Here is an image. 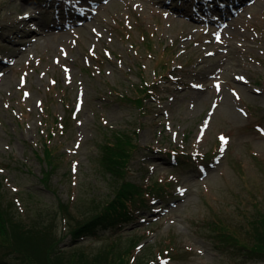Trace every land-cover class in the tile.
I'll list each match as a JSON object with an SVG mask.
<instances>
[{
	"label": "rangeland",
	"instance_id": "obj_1",
	"mask_svg": "<svg viewBox=\"0 0 264 264\" xmlns=\"http://www.w3.org/2000/svg\"><path fill=\"white\" fill-rule=\"evenodd\" d=\"M233 1L0 0V184L12 208L25 216L39 202L77 209L105 197L99 148L113 131H135L149 150L130 180L172 186L123 229L124 245L140 237L134 257L168 247L161 264H264L223 246L207 224L246 225L264 210V0ZM141 79L155 91L146 114L123 97ZM50 133L59 167L46 190L39 157ZM172 149L186 155L183 167L169 164ZM105 240L66 237L61 248L92 252Z\"/></svg>",
	"mask_w": 264,
	"mask_h": 264
},
{
	"label": "trees",
	"instance_id": "obj_2",
	"mask_svg": "<svg viewBox=\"0 0 264 264\" xmlns=\"http://www.w3.org/2000/svg\"><path fill=\"white\" fill-rule=\"evenodd\" d=\"M168 53L165 48L163 54L167 56ZM162 68L163 72L168 71L169 65L163 63ZM165 74L156 72L161 79L170 76ZM159 80L156 78L153 84ZM134 91V97H123L141 113H148L146 106L155 96L154 86L141 79ZM66 119L64 120L68 122V118ZM66 122L61 123L62 128H67ZM136 134L135 131L116 130L110 137L107 136L99 150L104 173H109L111 177L110 193L105 197L89 194L77 209L73 204L63 203L61 200L57 206L39 202L34 208H25L24 216L19 210L12 208L15 207L14 201L2 194L0 184V254L4 256L3 259L9 257L15 261L5 264H160L162 261L171 260L168 247L154 253L151 260L134 257L135 248L140 242L137 234H132L127 244L122 243L125 237L123 229L139 222L142 219L141 212L152 210L153 206L148 204L149 198L153 202L171 196L166 191L172 186L168 177L150 184H136L130 180L133 160L142 150H149L141 147L135 139ZM52 135L50 133L44 141V156H38L47 166L46 170L43 169L44 175L41 178L46 190H50L51 174L59 167L57 156L49 144ZM165 156L169 164L182 167L185 165L186 155L176 149L165 152ZM191 158L198 159L192 155ZM251 214L247 218V226L241 224L233 228L231 223L219 216L207 224L215 233V239H219L223 246H233L250 257L264 258V210L256 206ZM66 237H70L72 245L90 237H104L106 240L97 251L89 252L81 247L62 249L61 245ZM148 250L153 253L151 248ZM4 262L0 261V264Z\"/></svg>",
	"mask_w": 264,
	"mask_h": 264
},
{
	"label": "snow or ice",
	"instance_id": "obj_3",
	"mask_svg": "<svg viewBox=\"0 0 264 264\" xmlns=\"http://www.w3.org/2000/svg\"><path fill=\"white\" fill-rule=\"evenodd\" d=\"M223 139V138H222Z\"/></svg>",
	"mask_w": 264,
	"mask_h": 264
}]
</instances>
